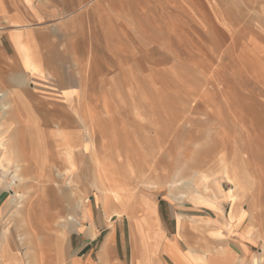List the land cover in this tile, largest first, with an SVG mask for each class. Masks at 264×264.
Listing matches in <instances>:
<instances>
[{
    "label": "rangeland",
    "instance_id": "374dc122",
    "mask_svg": "<svg viewBox=\"0 0 264 264\" xmlns=\"http://www.w3.org/2000/svg\"><path fill=\"white\" fill-rule=\"evenodd\" d=\"M39 4L46 19L29 30L57 72L12 76L16 100L0 38V264H129L117 242L99 253L142 196L170 231V214L187 215L190 246L222 223L245 264H264V0ZM38 143L48 176L36 179L23 149ZM69 217L77 227L57 226Z\"/></svg>",
    "mask_w": 264,
    "mask_h": 264
},
{
    "label": "crops",
    "instance_id": "0c3cea01",
    "mask_svg": "<svg viewBox=\"0 0 264 264\" xmlns=\"http://www.w3.org/2000/svg\"><path fill=\"white\" fill-rule=\"evenodd\" d=\"M222 1L236 3L238 0ZM31 6L33 11L27 7V0H0V8L3 9L0 13V38L6 41L10 51V53L2 54L3 60L8 62L6 66L8 70L3 73L7 75V93L13 96V99L17 97L14 94L17 89L15 77L12 76L18 74L23 80H27V76L41 78L38 75L46 76L57 72L54 58L49 56L44 49L45 40L39 37L38 32L32 33L29 30V24H39L46 19V14L42 11L39 0H31ZM6 28L7 31H5ZM138 205V211H133L132 216H125L121 222L114 221V230H110L105 237L99 256L102 257L105 253L103 252L104 246H108L109 250L112 244L117 242L122 253L119 255V260L126 263L129 262L127 259L129 258V264L132 263V257L135 260L134 264H245V259H242L243 250L236 253L231 248L229 239L223 237L224 225L222 223H207L205 231L207 230L208 233L205 234L202 245L195 248L190 246L186 240L187 215L179 214L177 220L175 213L170 214L168 217L174 225L173 231H170L165 224L164 217L159 212L157 203L150 196L140 197ZM146 205L150 207V210L144 209ZM86 220L92 222L90 210L86 215ZM92 226L97 229L96 224H89L85 231L88 235L91 233ZM103 229L99 227L100 231ZM217 230L221 232L217 233ZM99 235L100 233L95 237L88 236L83 247L92 245ZM133 244L134 256L132 254ZM91 261V257L88 256V264H93ZM98 262L103 264L104 261L98 258Z\"/></svg>",
    "mask_w": 264,
    "mask_h": 264
},
{
    "label": "bare ground",
    "instance_id": "6f19581e",
    "mask_svg": "<svg viewBox=\"0 0 264 264\" xmlns=\"http://www.w3.org/2000/svg\"><path fill=\"white\" fill-rule=\"evenodd\" d=\"M146 63V62H145ZM128 76V75H127ZM154 76V75H153ZM14 80H16V79H14ZM23 81V80H22ZM15 83H19V80L17 79L16 80V82ZM143 88V87H142ZM1 96H2V94H1ZM0 96V97H1ZM71 120V119H70ZM62 132H64V131H62ZM59 135V134H58ZM69 135H67L66 137H68ZM55 137V136H54ZM53 137V138H54ZM70 137V136H69ZM68 137V138H69ZM27 138H28V135H27ZM56 139H57V137H55ZM59 138V137H58ZM68 138H67V140H68ZM73 138V137H72ZM73 139H75V138H73ZM59 140V139H58ZM71 142H72V144L74 145V143H73V141L72 140H70ZM69 141V142H70ZM55 142V141H54ZM62 142V141H61ZM70 145V144H69ZM3 144H0V150H2V148H3ZM40 146H41V144L40 143H38V145H36V148L35 149H28V147H29V145L27 144V151H26V148L25 149H23V154H25V155H27V158H26V160H24V162L25 163H27V172L29 173L30 171H32V170H35V172H36V179H39L40 177H43V176H48L47 175V168L45 167V164H44V162H43V158H42V153H41V151H40ZM170 146V145H169ZM82 148V147H81ZM10 149L11 148H8L7 150H3V157L5 158V160L8 162L9 160H11V151H10ZM74 149H75V151H77L76 150V147H74ZM49 151V150H48ZM50 153H52V152H50ZM75 153V154H74ZM73 154H70V153H67L69 156H68V158H70L71 160L73 159V157L75 156V155H78V151L77 152H74ZM53 155V154H52ZM31 157L35 160L34 161V163H32V161H31ZM48 158V157H47ZM55 158V157H54ZM59 164V163H58ZM60 165V164H59ZM73 168H74V165L72 164V166H71V168H66L65 169V171H64V173H63V175H66L67 173H72V170H73ZM60 169H58V171H59ZM61 172V171H60ZM136 174V173H135ZM85 180V179H84ZM56 181V180H55ZM45 188V187H44ZM108 189V188H107ZM109 190V189H108ZM109 192V191H108ZM123 192V191H122ZM110 193V192H109ZM78 194V193H77ZM111 194V193H110ZM42 198H45L44 197V195H43V197ZM110 199V198H109ZM50 200V199H49ZM117 200L118 199H116V201H114L113 202V204H112V202H111V204L112 205H114V206H116V204L118 203L117 202ZM113 201V200H112ZM75 202V201H74ZM110 202V201H109ZM75 204V203H74ZM58 206V205H57ZM53 207V208H55V210H57V208L58 207ZM76 206H73V205H71V207H70V211L71 212H75L76 211V208H75ZM83 207H84V205H83ZM82 207V208H83ZM86 208V207H85ZM117 215V214H116ZM117 217H119V214L117 215ZM60 221H58V224H57V226L58 227H60V226H62L61 224H65L67 227L68 226H70V225H74V226H76L77 227V222L75 221V218H67V219H59ZM57 223V222H56ZM66 228V227H65ZM104 249V248H103ZM2 255V257H3V259H6V260H11V259H13L14 258V256L13 255H11L10 253H9V251L6 249V250H3V252L1 253Z\"/></svg>",
    "mask_w": 264,
    "mask_h": 264
}]
</instances>
